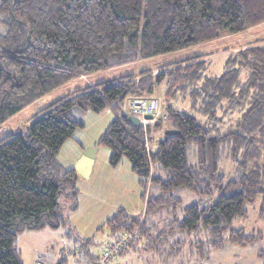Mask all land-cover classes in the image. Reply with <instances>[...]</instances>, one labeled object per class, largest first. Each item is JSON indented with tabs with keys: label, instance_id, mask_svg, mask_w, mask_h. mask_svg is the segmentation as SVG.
Returning a JSON list of instances; mask_svg holds the SVG:
<instances>
[{
	"label": "trees",
	"instance_id": "16d2710c",
	"mask_svg": "<svg viewBox=\"0 0 264 264\" xmlns=\"http://www.w3.org/2000/svg\"><path fill=\"white\" fill-rule=\"evenodd\" d=\"M0 20L1 127L74 79L260 25L264 0H1ZM204 56L77 89L0 140V264H24L19 235L59 228L62 207L78 208L77 172L58 154L84 127L80 114L106 109L115 117L100 145L111 149L114 167L127 158L147 190L143 216L120 210L105 224L114 239L130 234L121 254L143 245L168 262L189 243L199 248L200 259L207 247L247 246L261 237L232 226L259 197L264 219V39L230 54L220 75L208 72ZM158 92L167 125L132 123L126 98ZM188 100L189 109L176 105ZM224 159L234 164L232 178ZM184 191L207 204L185 205Z\"/></svg>",
	"mask_w": 264,
	"mask_h": 264
},
{
	"label": "rangeland",
	"instance_id": "374dc122",
	"mask_svg": "<svg viewBox=\"0 0 264 264\" xmlns=\"http://www.w3.org/2000/svg\"><path fill=\"white\" fill-rule=\"evenodd\" d=\"M0 32H4L1 20ZM260 39H264V23L215 41L107 70L91 77L88 81L75 79L51 91L10 118L0 127V140L13 131L24 129L39 110L77 89L102 81H111L122 75L137 72V69L155 68L163 63L198 55H205L210 74L220 75L225 70V62L230 54ZM154 70V74H159L160 69ZM156 96L162 99L161 113L164 114L165 104L162 93L158 92ZM176 105L182 109L190 107L189 100ZM80 115L84 127L76 129L74 136L66 141L58 154L59 161L68 169L74 168L77 163L75 161H78L86 150L99 144L101 136L115 117L111 109L100 113L88 111ZM156 123L157 121L151 124L153 126ZM161 134H156L154 140L160 138ZM111 155L112 151L109 147L99 145L92 174L78 181V208L73 210L65 205L62 207L64 224L59 228L45 227L41 230H27L19 235L18 247L22 252L24 264H100L106 245L117 240L114 239L110 229L105 226L108 219L120 210H125L133 216L144 215L146 200L143 195L147 190L145 191L141 185L139 176L132 170L127 158H123L121 163L114 167L110 164ZM189 160L190 163H194L195 158L192 154ZM222 166L229 177L235 176V167L230 160L224 159ZM181 197L185 205L207 204V201H202V198L189 191L182 192ZM260 206L261 197L248 205L247 216L238 217L233 221V228L244 229L248 235L261 236L247 246L227 244L220 250L207 247L206 258L200 257L199 259V248L187 243L179 257L168 259V262H165L159 255L146 252L143 245L138 244L137 251H134L135 248H130L121 254L131 237L130 234L124 233L118 238L127 237L125 247L109 258L105 264H188L189 262L264 264V219L260 216Z\"/></svg>",
	"mask_w": 264,
	"mask_h": 264
},
{
	"label": "built area",
	"instance_id": "2783aa9c",
	"mask_svg": "<svg viewBox=\"0 0 264 264\" xmlns=\"http://www.w3.org/2000/svg\"><path fill=\"white\" fill-rule=\"evenodd\" d=\"M162 99L156 95L154 96H139L131 95L125 100L124 112L129 115H134L140 118L141 125L144 127L150 125L152 122L163 121L167 123V115L161 113ZM152 116L148 118L147 116ZM147 141L146 146L150 151L153 146ZM127 243V237H121L115 240L113 243L106 245L100 264H105L109 258L121 251Z\"/></svg>",
	"mask_w": 264,
	"mask_h": 264
},
{
	"label": "water",
	"instance_id": "95a60500",
	"mask_svg": "<svg viewBox=\"0 0 264 264\" xmlns=\"http://www.w3.org/2000/svg\"><path fill=\"white\" fill-rule=\"evenodd\" d=\"M148 118H152V116H147ZM128 119L140 126L141 125V120L137 116L134 115H129ZM166 134H179V131H175L173 129H167ZM99 144L95 145V147L90 148L86 150L83 154L82 157L78 159L77 163L74 166L75 171L82 175L84 178L90 177V174L92 172V166L94 165L95 159H96V154L99 148Z\"/></svg>",
	"mask_w": 264,
	"mask_h": 264
},
{
	"label": "crops",
	"instance_id": "0c3cea01",
	"mask_svg": "<svg viewBox=\"0 0 264 264\" xmlns=\"http://www.w3.org/2000/svg\"><path fill=\"white\" fill-rule=\"evenodd\" d=\"M115 69H116V68H115ZM111 70H112V69H111ZM137 70H139V69H137ZM153 72L155 73V70H154ZM100 73H102V72L95 73V74H91V75L82 76V77L77 78V79H80V80H87V81H88V80H90L91 77H94V76H96V75H98V74H100ZM74 80H75V79H74ZM74 80H72V81H74ZM72 81H70L69 83H71ZM66 85H67V84H66ZM90 85H91V84H90ZM76 162H77V161H75V163H76ZM75 163H74V164H75ZM95 163H96V159H95L94 165L92 166V172H93V170H94ZM92 172H91V174H92ZM91 174H90V175H91ZM77 175H78V181L84 178L82 175H80V174H78V173H77Z\"/></svg>",
	"mask_w": 264,
	"mask_h": 264
}]
</instances>
